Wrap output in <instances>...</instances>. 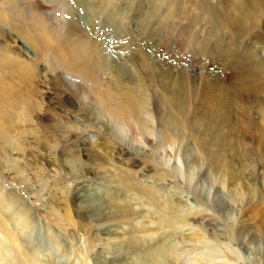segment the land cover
Masks as SVG:
<instances>
[{
    "label": "bare ground",
    "instance_id": "obj_1",
    "mask_svg": "<svg viewBox=\"0 0 264 264\" xmlns=\"http://www.w3.org/2000/svg\"><path fill=\"white\" fill-rule=\"evenodd\" d=\"M95 1L97 4L95 3V9L93 7L94 12L105 14L110 22L120 21L115 9L117 1ZM51 4L52 7L59 6L53 0H0V25L10 29V33L5 31L7 34L0 36V147L7 149L10 155L18 154L25 158L28 152L24 141L28 140L30 145L48 146L49 140L44 144L39 135L40 131L34 125L42 123L43 115L49 112L53 117L60 118L58 121L51 119V125L61 130L63 136L65 135L64 139L70 140L73 133L77 136L79 130L88 132L89 128H94L96 139L88 144L91 147L95 145L92 156L98 160L103 154L111 162L125 166L124 172L108 168L106 171L111 170L113 175L105 187L98 194L85 199L87 217L106 222L103 231L109 237L115 252L108 261L99 259L93 253L84 264H238L237 257L226 242L237 237H243L246 247L251 249L249 264H264V250L259 247L261 239L254 235L263 232L262 230L254 229L246 222H239L225 233L214 234L215 228L213 229L207 212L194 213L188 206L175 202L170 194L160 191L161 188L158 190L152 184L138 181L136 174L142 169L145 173L154 170L159 178L168 172L163 168L158 171L156 159L153 157L143 158L140 170L135 169L140 164L136 163L135 157H130L132 148L129 143L116 140V136L120 138L119 133H125L130 141H138L141 147L142 144H153L151 136L154 130L149 120L152 118L157 124L156 127L158 126L159 143L172 142L179 134H186L194 145L200 144L202 137L193 135L197 129V121L194 120V115L189 119L186 110L200 102L207 119V128V123L212 118L220 117V113L208 101L212 87H205H210L209 79L213 78L210 68L201 66V73H205V78L208 79L206 83H196L197 76L204 78L202 74L199 75V61L195 63L188 60V65L181 61L183 59L170 57L171 53L166 56L159 44L148 43L153 37L152 21L149 13H144L141 8L136 12L140 15L130 19L139 25L137 35L132 37L129 34L128 39L120 33L126 43L114 44L116 50L108 51L101 46L102 37L99 32H88L72 20L66 28L63 24L65 20L49 17L47 5ZM197 5L211 14L213 26H210L217 37L219 30L216 27L220 26V16H224L232 27H244L248 24L256 27L249 22V18L257 20L259 24L262 22L260 27H264V0H232L225 6L221 5V10L216 7L206 8L203 0H198ZM34 6L39 8L41 14L36 12ZM233 9L239 11L238 16ZM22 14L25 18L18 19ZM129 15L127 12L123 16L128 18ZM19 39L32 49L31 54L23 49ZM135 39L139 42H135ZM201 46L204 50L207 49L205 41ZM206 51L210 52L208 49ZM129 62L134 64L137 70L135 72L153 80L152 103L149 104L148 89L146 90L139 78L132 75L133 68H130ZM185 66L191 71L192 77L183 71ZM52 78L57 87H64L70 92L68 100L73 96L79 108L55 106L46 111L43 94L48 93L45 88L49 87ZM253 84L246 73L243 76L235 75L231 89L242 94L254 90ZM39 85L42 87V94L37 89ZM70 112L75 119H71ZM213 113L217 115L213 117ZM82 123L85 124L84 127L81 126ZM94 124H100L101 127ZM103 126L108 131L102 130ZM58 145L57 143L53 148L57 150ZM75 145L77 147V142ZM84 154L90 155L78 147V153L72 154L73 160L80 163ZM8 195L3 191V183L0 181V208L6 212L12 210V215L15 214L21 225L22 241L17 242L18 235L8 229L2 232L0 264H63V255H53L50 252L57 244L51 243L50 246L45 243L49 248H42L41 241L35 242L29 216L22 211L17 213L18 207L13 208L15 204L13 205V199ZM69 207L66 199L50 202V212L53 213L54 220L58 223L69 221L72 218ZM198 215L203 219L206 232L199 229L195 222ZM4 222L5 219L0 225L4 226ZM21 238L19 237L20 240ZM262 238L264 239V235ZM23 241L27 244H22ZM32 251L48 253L49 258L39 262L32 256Z\"/></svg>",
    "mask_w": 264,
    "mask_h": 264
},
{
    "label": "rangeland",
    "instance_id": "obj_2",
    "mask_svg": "<svg viewBox=\"0 0 264 264\" xmlns=\"http://www.w3.org/2000/svg\"><path fill=\"white\" fill-rule=\"evenodd\" d=\"M115 1H117L116 15H119L120 20L117 22L115 20L110 22L105 14L94 12L95 3L97 4L95 0H53L58 2L59 6L47 5L48 15L51 18L65 20L63 24L66 28L72 20L88 32L95 34L99 32L102 37L101 46L108 51H113L116 50L113 47L114 44L126 43L120 33L128 39L129 34L132 37L137 35L139 25L130 19L140 15L136 12L142 9L144 13H149L152 21L153 37L148 40V43L159 44L164 54H167L166 56L171 53L170 57L179 58L177 60L183 59L181 61L188 65L191 60L195 63L199 61L197 63L199 75L202 74L204 78L197 76L196 83L201 81L206 83L208 79L205 78L207 76L205 73H201L203 70L201 66L210 68L213 78L209 79L210 87H205L213 89L209 90L208 101L215 107V111L220 113V117L216 116L217 113L212 114L216 117L212 118L209 124L207 123L209 125L207 128L205 127L207 119L199 105L200 102H196L194 107L186 110V113H189L188 118L194 115V120L196 119L198 123H196V132L193 134L196 137H202L198 145H194L186 134H179L180 136H176L171 140L172 142L159 143L158 126L156 127L157 124L152 118L149 120L154 130L151 136L153 144H142V148L138 141H130L125 133H119L120 138L116 136V140L129 143L133 152L129 154L130 157H135L136 163L140 164L135 169L140 170L143 158L153 157L156 159L158 171L163 168L168 172L159 178L154 170L146 171V174L142 169V172L136 174V179L142 183L152 184L158 190L161 188L160 191L165 192L166 195L170 194L175 202L188 206L194 213L207 212L211 217L212 227L215 228L214 234L225 233L239 222H246L254 229L262 230L263 232H257L254 235L261 239L259 247L264 250L262 238L264 235V27H260L262 22L259 24L257 20L249 18V22L256 27L249 24L244 27H232L224 16H220V26L216 27L219 30L217 37L210 26L212 25L211 14L198 7V0ZM231 1L203 0V3L206 8L216 7L221 10L222 6ZM34 9L40 13L39 8L34 6ZM127 12L130 15L125 18L123 15ZM238 12L237 9L234 10L236 16ZM17 18L23 20L25 16L22 14ZM5 31L10 33L9 27L0 25L1 37L7 34ZM19 41L23 49L31 54L32 49L21 39ZM136 41L139 42L135 39ZM203 41L210 52L202 48ZM148 43L145 42L149 45ZM175 51L178 53L176 54ZM129 66L133 68L132 75L136 79L139 78L146 90L148 89L149 104L152 103L153 80L135 72L137 70L132 62H129ZM182 69L185 73L188 72L190 77L193 76L186 66ZM245 73L254 83V90L237 94L231 89L232 83L235 82V75L243 76ZM135 74L138 75L135 76ZM49 82V87L45 88L48 93L43 94L46 111L55 106L79 108L73 96L68 100L69 91L64 87H57L53 78ZM134 85L137 84L134 83ZM196 86L200 85L196 84ZM37 89L41 90L42 87L39 85ZM69 116L75 119L71 112ZM51 119L58 121L60 118L53 117L47 112L43 115V122L34 125L40 131L39 135L43 143L49 140L48 146L30 145L28 140L27 142L23 140L28 152L25 158L18 154L10 155L7 149L0 147V181L3 183V191L14 200H12L13 205L15 204L13 208L18 207L17 213L22 211L29 216L32 237L35 242H42L43 245L40 247H48L46 244L51 243L57 244V247L50 249V252L53 255H63L65 257L63 264H84L93 253L98 255L99 259L108 261L115 249L103 231L106 222L87 217L85 199L98 194L105 187L108 179L113 175L111 170L106 171L108 168L124 172L125 166L111 162L109 157L101 154V151L99 152L101 157L98 160L92 156L95 145L91 147L88 144L96 139L94 128L85 129L88 132L76 131L77 136L73 133L71 139L66 140L61 130L52 127ZM81 126L84 127L85 124L82 123ZM94 126L101 127L100 124H94ZM102 130L108 131L104 126ZM57 143L59 145L55 150ZM78 147L90 154L82 156L83 164L73 160L72 157V154L78 153ZM98 162H101V165H98ZM13 165L17 167L14 168ZM95 190H97L96 193ZM64 199L69 202L71 213L69 215L72 218L58 223L50 212V202ZM5 212L0 208V223L5 219L4 226L0 225V235L8 229L18 235L17 242L20 243L22 241L21 225L17 222L15 214L12 215V210ZM202 220L198 215L195 222L199 229L205 231ZM226 242L237 257L238 264H249L251 249L246 247L243 237L231 238ZM21 243L27 244L24 241ZM32 256L39 262L49 258L48 253L40 254L36 251H32Z\"/></svg>",
    "mask_w": 264,
    "mask_h": 264
}]
</instances>
